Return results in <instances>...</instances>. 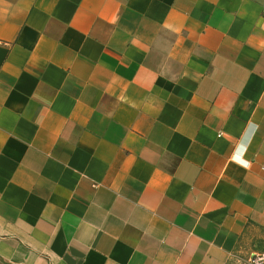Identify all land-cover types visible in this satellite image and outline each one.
Returning a JSON list of instances; mask_svg holds the SVG:
<instances>
[{
	"label": "crops",
	"instance_id": "crops-1",
	"mask_svg": "<svg viewBox=\"0 0 264 264\" xmlns=\"http://www.w3.org/2000/svg\"><path fill=\"white\" fill-rule=\"evenodd\" d=\"M264 226V0H0V264H229Z\"/></svg>",
	"mask_w": 264,
	"mask_h": 264
},
{
	"label": "rangeland",
	"instance_id": "rangeland-1",
	"mask_svg": "<svg viewBox=\"0 0 264 264\" xmlns=\"http://www.w3.org/2000/svg\"><path fill=\"white\" fill-rule=\"evenodd\" d=\"M229 264H264V226H250L240 237Z\"/></svg>",
	"mask_w": 264,
	"mask_h": 264
}]
</instances>
